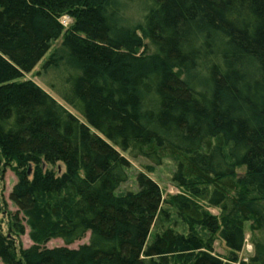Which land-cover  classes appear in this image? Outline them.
<instances>
[{"label": "trees", "instance_id": "16d2710c", "mask_svg": "<svg viewBox=\"0 0 264 264\" xmlns=\"http://www.w3.org/2000/svg\"><path fill=\"white\" fill-rule=\"evenodd\" d=\"M129 3L135 24L118 0H0V183L11 168L18 208L7 233L0 224V261L242 264L249 224V264H264V0ZM61 37L43 69L82 120L24 80ZM125 153L176 164L170 203L188 235L167 228L150 241L162 192L140 174L137 191L116 195ZM54 239L65 246L46 248Z\"/></svg>", "mask_w": 264, "mask_h": 264}, {"label": "rangeland", "instance_id": "374dc122", "mask_svg": "<svg viewBox=\"0 0 264 264\" xmlns=\"http://www.w3.org/2000/svg\"><path fill=\"white\" fill-rule=\"evenodd\" d=\"M121 5V9L126 21L130 22V24H135L138 19L136 15V8L132 3H129V0H118ZM123 5V6H122ZM72 21L69 18H63L62 24L64 26V29L67 30V28L70 27ZM62 43V37L55 40L52 43V50L46 55V57L37 65V67L30 72L29 74H26L24 77V80H30L33 81L36 85H38L40 88H42L44 91H46L48 94H50L58 103H60L63 107H65L69 112H71L74 116L82 120L81 115L72 109L70 106H68L63 99L51 89L50 84L53 82L54 75L52 74V70L45 71L43 69L44 63L49 59L51 54L57 50H60ZM124 156L129 160L130 166L127 169V176L128 180L126 183L122 184L120 188L116 191V195H123L128 192H135L138 190V184H137V177L140 174H145L149 178H151L153 181H155L162 192L163 197V205L162 209L166 212L159 215L156 219V223L154 225V228L151 232L150 241L160 232L167 228H171L176 230L177 232L184 233L185 235L189 234L188 227L177 217L176 210L174 207L171 206L172 198L180 195L181 192L176 186V184L173 181L174 174L176 172V164L170 160L165 159L161 165L157 166L153 163H151L149 160L139 157V158H132L128 153H125ZM47 169L58 171L63 173L65 168L62 165H56L54 167L46 166ZM60 173V174H61ZM17 184V177L16 174L12 171L11 168H7L4 172L3 179L0 183V199L3 202L5 212L0 215V224L2 225V230L4 233L8 232L9 225L11 222L10 215L16 214L18 212L17 206L11 201L10 194ZM211 214L215 216H219L220 211L218 209L214 208H206ZM23 215L20 214V220L22 221V224L25 226L26 232L24 235H22L18 241V246L23 249L30 248L33 243L29 237V228L26 227L25 220H23ZM203 236H206V233L201 232ZM90 241V235H87L86 238H84L81 241H78L74 243L73 245L69 246L71 249H78L80 246L88 244ZM64 243L62 240L54 239L50 241L46 248L54 249V248H60L64 247ZM213 251L214 254L222 259H226L229 255V251L225 246V243L221 241L220 239L215 240L213 245ZM253 255V248L250 244V229L249 224H246V241L245 246L243 248V251L239 253V263L242 264H249V260L251 256ZM0 264H3L0 261Z\"/></svg>", "mask_w": 264, "mask_h": 264}]
</instances>
